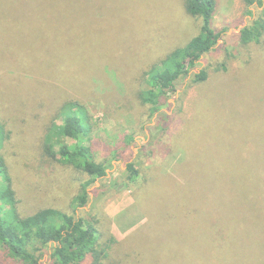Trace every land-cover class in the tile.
Segmentation results:
<instances>
[{
  "label": "rangeland",
  "instance_id": "1",
  "mask_svg": "<svg viewBox=\"0 0 264 264\" xmlns=\"http://www.w3.org/2000/svg\"><path fill=\"white\" fill-rule=\"evenodd\" d=\"M214 1L221 38L150 115L135 95L147 88L142 70L199 28L184 0H82L45 21L30 0H0L2 153L20 215L73 211L86 176L48 161L39 145L55 108L76 99L91 118L95 159L109 164L74 210L99 221L102 241L114 238L104 264H264V35L239 39L260 8ZM200 70L206 80L191 83ZM28 72L33 84L13 81ZM0 264L19 263L0 251Z\"/></svg>",
  "mask_w": 264,
  "mask_h": 264
},
{
  "label": "trees",
  "instance_id": "2",
  "mask_svg": "<svg viewBox=\"0 0 264 264\" xmlns=\"http://www.w3.org/2000/svg\"><path fill=\"white\" fill-rule=\"evenodd\" d=\"M30 1L39 7V20L45 21L57 13L58 9L66 8L67 4H79L82 0ZM242 1L247 8L256 6L260 10L257 17L240 29V42L243 45L259 44L264 35V0ZM184 8L187 14L198 19L197 33L183 46L176 47L157 61L146 65L140 74L147 88L137 90L135 95L140 105L148 108L150 115L159 110L166 99L174 94L178 81L189 73L201 56L214 48L223 32L212 27L214 0H184ZM247 12L250 13L249 10ZM39 29L46 34L45 28ZM42 59L43 57L39 60ZM37 73L38 81L42 82L43 72ZM22 76L23 78L13 81H16V84H33L31 72ZM206 78L207 72L200 70L192 75L191 83L203 82ZM51 119L42 134L39 145L41 154L48 161L73 168L85 175L86 179L80 182L78 192L72 199V213L48 206L25 216L20 215L18 206L21 201L13 187L11 174L2 153L9 139V131L6 122L0 118V251L19 264H40L44 252L51 244L48 260L43 264H104L115 242L114 238L102 241V232L97 226L99 221L76 216L74 210L87 204L88 187L106 175L109 164H106L105 160L95 159L90 140L91 118L84 104L76 99L64 100L55 108ZM67 138L73 140V143L67 144ZM136 165L133 161L125 165L126 178L132 183L140 176ZM191 176L188 186H191L194 177L192 170ZM180 185L185 188V184ZM99 198L100 195L96 197L95 202Z\"/></svg>",
  "mask_w": 264,
  "mask_h": 264
}]
</instances>
